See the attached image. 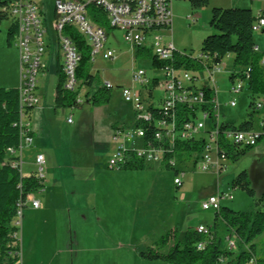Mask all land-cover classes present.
I'll list each match as a JSON object with an SVG mask.
<instances>
[{"label": "rangeland", "instance_id": "1", "mask_svg": "<svg viewBox=\"0 0 264 264\" xmlns=\"http://www.w3.org/2000/svg\"><path fill=\"white\" fill-rule=\"evenodd\" d=\"M35 1L42 6L51 26L55 18L56 0ZM172 2L173 29L172 35L166 36V40H172L177 50L193 54L201 51L205 36L217 32L208 24L212 7H251L255 18L259 12L264 14V0H211L209 6L198 9L195 15L188 0ZM9 24L10 18L0 24V76L7 70L12 59L13 51L10 48H17L16 45L8 46L6 42ZM107 34L106 47L113 49L115 56L108 59L102 54L97 55L96 60L92 61L91 71L98 75L102 84L111 83L110 104L93 107L85 102L81 107L61 108H55L53 105V108L49 109L50 113L44 115V118L39 117L42 123L47 121L53 129L51 142L60 149L61 175L64 177L66 189L72 194L77 184L87 185L86 192L80 190L87 197L79 192L72 194L80 199H87V208H91L85 226L87 242L83 237L84 222H71L68 211L63 210L62 202L53 204L56 206L55 211L43 218L46 220L42 228L45 234L35 228L28 238L22 236L23 264H47L49 261L53 264H170L165 260L145 259L140 253L154 246L163 234L174 229L172 225L179 229L181 239L189 227H197L200 223L213 227L215 210L203 209L202 203L219 191L231 193L232 199H223L222 202L235 210L254 209L253 199L245 191L232 188V180L241 171L247 170L250 173L257 195L263 189L264 135L239 160L227 159L226 167L219 173L202 170L199 164L196 165L192 161L187 165L179 163L178 167L186 170L179 189L174 183L176 168L167 169L163 164L149 163L144 169L110 168V123L134 120L133 104L125 101L121 86L132 85V73L136 69L142 68L148 75L159 74L160 71L151 58L136 57L135 51L124 40L121 30L108 28ZM50 35L56 38L51 30ZM254 37L259 47L258 52L264 53V31H254ZM47 50L52 51V58L44 74L38 77V93L42 96L41 100L52 103L58 80L56 63L59 48L54 42ZM238 69L240 67L234 65V54L231 53L223 58L219 70L214 73V83H208L206 70L200 73V77L204 78L200 84H208L214 88L221 119L235 125H239L247 117L251 92L248 83L238 93L233 94L230 91V74ZM88 90V86H82L81 94L85 95ZM154 94L158 99L163 95V90L156 87ZM233 98L236 99V106L229 103ZM263 118L264 108L254 117L258 131H263ZM29 148L31 147L24 148V158L29 165L24 164L23 173L35 174L36 165L31 158L33 149ZM44 151L47 155L45 172L47 174L50 168L48 177L52 178L51 171L55 176L57 173L55 155L53 149ZM125 184H128L125 189L116 188ZM152 185L155 187L153 191ZM102 186H108L110 189H101ZM261 208L264 209V206ZM82 219L85 218L82 216ZM77 232L80 236L77 238L78 246V241L75 242V238L72 239L71 236ZM218 234L221 247L225 249L228 246L226 237L229 232L222 220H219ZM254 243L258 258L264 260V233ZM261 264H264V261Z\"/></svg>", "mask_w": 264, "mask_h": 264}, {"label": "built area", "instance_id": "2", "mask_svg": "<svg viewBox=\"0 0 264 264\" xmlns=\"http://www.w3.org/2000/svg\"><path fill=\"white\" fill-rule=\"evenodd\" d=\"M173 0H56L55 18L51 26L48 23L42 6L35 0H13L4 6L9 18L17 22V34L15 45L19 51V102L20 118L15 125L20 127L19 148H8L10 154L20 156L14 165H21L22 150L31 146L33 135L30 128V119L25 109L39 103L38 77L43 75L47 68V49L54 42L59 48V58L66 76L64 88L69 91H78L76 102L84 104L85 95L81 94L82 82L76 77L77 66L80 61V53L71 36L64 33L67 26L76 30L90 46L91 62L96 56L102 54L104 58H114L115 52L106 47L108 40L107 28L94 21L88 6L95 5L104 13L110 28L123 32L126 43L135 51L144 49L152 52L159 62L160 73L148 75L140 68L132 73V85L121 86L122 96L126 102L133 104L134 120L131 124H120L113 129L112 141L114 150L108 160L112 169L125 168L134 158L142 160L145 164L165 163V157L173 153L178 142L192 139H203L200 155H193L191 160L202 170L221 172L225 167V153L220 154L221 141L232 143L238 147L255 146L264 135V118L262 120L263 131L227 129L220 132L222 122L219 111V102L216 93L212 98L207 97L208 84H200L204 78L200 77L203 71L177 67L173 62L176 47L173 41H167L166 36L172 35ZM50 30L56 38L49 36ZM254 31H264V14L258 13L253 23ZM255 50H259L256 46ZM183 53V52H182ZM201 61L208 72V83H214L213 75L219 70L220 64L212 67L206 63V58L200 52L187 54ZM264 66V58L261 60ZM248 69L241 68L232 82L230 91H241L248 79ZM104 85L112 87L111 83ZM159 87L163 95L159 97L158 114L152 110L149 102L148 89ZM214 89V88H212ZM215 92V91H214ZM157 101V102H158ZM236 106V99L230 102ZM264 108V94L256 99L255 109L261 111ZM154 124L156 130L152 137L146 140L148 128L146 124ZM140 141V144L138 143ZM224 150V149H223ZM191 161H178L175 157L167 158V164L176 168L174 183L183 184L185 169L178 167L179 163ZM37 178L45 183V156L38 154L35 158ZM43 188V187H42ZM40 190V189H38ZM38 190L25 191L17 203L18 212L15 221L21 230L23 209L27 204L34 208L40 206V201L34 193ZM223 199H232L231 193L219 191L211 195L202 203L203 209L220 208ZM197 231L210 234V227L200 224ZM227 248L237 250L240 241L232 234L226 237ZM205 242L197 244L198 249L205 248ZM246 264H256L255 258H251Z\"/></svg>", "mask_w": 264, "mask_h": 264}, {"label": "trees", "instance_id": "3", "mask_svg": "<svg viewBox=\"0 0 264 264\" xmlns=\"http://www.w3.org/2000/svg\"><path fill=\"white\" fill-rule=\"evenodd\" d=\"M13 0H0V24L9 18L3 12V7L10 4ZM192 8L193 15L197 10L209 6L211 0H188ZM91 17L100 25L110 28L102 10L95 5L88 6ZM255 15L250 7H212L209 26L217 32L209 34L202 40L200 53L206 58L208 67L214 64H221L227 54H234V65L241 68H247L249 71L246 83L251 90L248 103V114L239 125L222 120L220 132L227 129L254 130V117L259 113L255 109L256 99L264 94V66L261 60L264 57L263 52L255 50L257 46L254 37L253 23ZM64 33L71 36L77 45L80 53V61L76 70V77L82 82V86H88L86 101L92 106H101L110 102L112 98V87L104 85L99 80L97 74L92 73L91 49L86 40L72 27L67 26ZM17 34V22L10 18V24L6 34L8 46L15 45ZM188 52L176 49L173 62L177 67L183 66L185 69L201 71L205 66L201 61L188 56ZM136 57L146 56L152 59L155 66L159 62L151 51L144 49L135 50ZM238 70L230 74L231 82L234 81ZM57 85L55 90V108L61 107H81L83 104L76 102L78 91H69L64 88L66 76L63 71L60 60L57 66ZM95 90L92 91V88ZM245 87V86H244ZM207 97L210 99L214 95V89L207 88ZM150 95L149 102L155 104L152 110L158 114L159 98L154 99L153 88L148 89ZM158 101V102H157ZM19 89L17 87L0 86V264H22V247L20 228L16 226L18 207L17 203L21 199L23 192L38 190L44 187V184L35 174L24 176L21 172V165L13 163L20 160V156L10 154L8 148H19L20 145V127L15 125L20 118ZM35 106H29L25 109L27 117L30 119ZM148 133L146 140L152 137L156 126L146 124ZM263 135L259 139H262ZM258 141V142H259ZM203 139H192L178 142L173 150L165 157V167L175 169L167 164V158L175 157L178 161H191L194 154L197 157L202 151ZM220 154L224 152L227 159L233 161L239 160L254 146L238 147L232 143L221 141ZM146 164L137 158H134L125 169H144ZM177 173L175 169V174ZM232 188H239L245 191L252 199L254 209L235 210L228 205H222L215 210L214 225L210 227V234H204L197 231V227H189L180 238L179 229L175 227L163 234L154 246L141 251V256L145 259L165 260L170 264H246L251 258H255L256 264H261L264 260L258 258L256 253V244L254 241L264 233V185L259 195H257L251 175L247 170L241 171L231 182ZM179 189L182 185H176ZM219 220H222L229 234H232L240 241L237 250L223 249L221 247V238L218 234ZM228 234V235H229ZM205 242L204 249H198L197 244ZM170 244V246H169ZM169 246V247H168ZM168 247L167 252L163 249Z\"/></svg>", "mask_w": 264, "mask_h": 264}, {"label": "crops", "instance_id": "4", "mask_svg": "<svg viewBox=\"0 0 264 264\" xmlns=\"http://www.w3.org/2000/svg\"><path fill=\"white\" fill-rule=\"evenodd\" d=\"M172 9H173V17H174L173 5H172ZM52 45H50L48 48H51ZM10 49L13 51L12 52L13 56H12L10 63H8L9 65L7 67V70L4 72L3 75L0 76V78H1L0 79L1 80L0 86L17 87V85L19 83V51L17 48H16L17 50L15 48H10ZM51 58H52V51L49 52L47 50V54H46L47 65H48V62L51 60ZM59 60H60V58L58 57L57 63H56V74H57V66H58ZM83 86H85V85H83ZM55 90H56V88H55ZM39 97H40V101L36 105L34 110L32 111L31 118H30V128H31L32 135H33V142H32L31 146H26V147H31L29 149H33L32 150L33 155L31 157L33 160L32 161L33 164L35 163V158L38 154H43L45 156V163H46L47 155L45 154L44 150L45 149H51V150L53 149V152L55 155L54 159H55V162H57L56 166H55L57 173L55 176V173L53 171H51L50 174L51 175L53 174L52 175L53 177L52 178L48 177L49 171H50L49 170L50 168H49L47 171V174H46L44 187L41 188L40 190L36 191L37 193L36 192L34 193L35 197L40 201V206L38 208H34L31 204H27L23 209V217L22 218H24V220L22 221V226H21L22 228L20 230L21 247H22V236H23V238H28V236H30L32 234L31 233L32 230H34L35 228H38L42 231V228L44 227V222L46 221L45 219L43 220L44 216L46 214L51 213L52 211H55L56 206H54L53 204L57 205L59 202H62L63 210L65 212L68 211L69 219L71 222L75 221L77 223V222H79V220L84 222V232H83L84 235H83V237L87 242V231H85V226L87 225V215L90 214L91 208L90 207L87 208V202H88L87 199L85 200V198L80 199L76 196H72V194L78 193V192L86 195L84 192H81L80 190H83L86 192L87 185H85L84 183L83 184H80V183L77 184L75 186V191L72 194L70 193L68 188L66 189V187L64 185V181H63L64 177H62V175H61L62 174V168L60 166V161H59L60 149L55 145L54 142H51L53 140V135H52L53 129H51L52 127H50V125L47 121H44L42 123L39 119L40 116H42L44 118V115H47L48 113H50L49 109H52L53 105L55 107V93H54V101L52 103H50L48 101L41 100L42 96L40 93H39ZM105 105H107V104H105ZM93 107H99V106H93ZM130 123L132 124L133 120H132V122H119V121L112 122L111 121V123H110L111 133H110V136L108 138V144H110V156H111V154L114 150V147H115V144L112 141V137H111V134L113 133V129L117 125L130 124ZM138 143L140 144V141H138ZM24 148L22 150V155H21V158L23 160L21 172L24 176H29V175H31V173L30 174H24L23 173L24 164L26 162H28L24 158ZM61 152H63L62 149H61ZM26 164L29 165V163H26ZM185 164L187 165L188 163H185ZM159 165H162V164H159ZM123 169H125V168H123ZM57 174H59V175H57ZM127 185L128 184H125L121 187L118 186L116 188L125 189L127 187ZM100 188L104 189V190L110 189L108 186H102ZM176 188H177V186H176ZM151 189H152V191L155 189L154 185H152ZM184 195H185V193H183V197H184ZM124 196H126V193H124ZM86 197H87V195H86ZM222 205H228V204L222 202ZM228 206H230V205H228ZM82 216L85 219H82ZM200 224H202V223H200ZM174 226L172 225V228H175ZM42 234H45V233L42 231ZM71 236H72V239L75 238V240H76V241L74 240L75 242H77L78 241L77 238L80 237L78 232H77V234L74 233ZM78 243H79V241L77 242V246H78ZM75 245H76V243H75ZM167 250H168V247L164 248L163 252H167ZM22 256H23V247H22ZM22 264H23V262H22ZM47 264H53V262L49 261ZM73 264H87V263L73 262Z\"/></svg>", "mask_w": 264, "mask_h": 264}]
</instances>
